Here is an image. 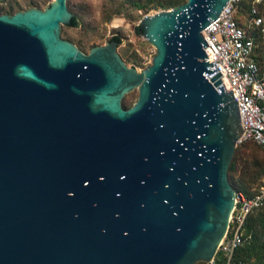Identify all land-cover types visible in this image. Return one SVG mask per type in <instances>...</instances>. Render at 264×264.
<instances>
[{"label": "water", "instance_id": "obj_1", "mask_svg": "<svg viewBox=\"0 0 264 264\" xmlns=\"http://www.w3.org/2000/svg\"><path fill=\"white\" fill-rule=\"evenodd\" d=\"M228 2L143 17L135 30L156 54L141 71L117 40L85 53L63 38L67 0L0 12V264L214 259L238 140L254 129L205 52Z\"/></svg>", "mask_w": 264, "mask_h": 264}, {"label": "built area", "instance_id": "obj_2", "mask_svg": "<svg viewBox=\"0 0 264 264\" xmlns=\"http://www.w3.org/2000/svg\"><path fill=\"white\" fill-rule=\"evenodd\" d=\"M243 0H229L219 17L203 31L209 63L223 75L226 91L238 101L243 128L238 144L254 142L264 149V0H253L246 21L237 15ZM258 129V130H257ZM264 208V177L252 195L236 190L227 233L209 264H234L236 251L249 241L247 221ZM244 264V263H241Z\"/></svg>", "mask_w": 264, "mask_h": 264}, {"label": "rangeland", "instance_id": "obj_3", "mask_svg": "<svg viewBox=\"0 0 264 264\" xmlns=\"http://www.w3.org/2000/svg\"><path fill=\"white\" fill-rule=\"evenodd\" d=\"M52 1L0 0V12L12 14L33 6L44 9ZM170 1L186 2V0H67L68 8L73 13L76 24H73L72 20L71 24L63 25L61 35L75 43L85 53H89L93 47L106 44L113 34H119L121 42L118 52L127 65L141 71L152 63L156 48L135 29L140 25L143 17L174 7L165 4ZM33 2L37 5L30 6ZM138 97V89L131 91L123 99L124 106L126 108L133 106ZM235 156L238 159L239 172L247 164H256L255 185H258L264 173V170L262 171L264 149L255 143L238 144ZM260 217H262L261 214L257 215L255 220ZM256 227V229L247 228L249 241L253 240L256 232L262 233V241H264V223H257Z\"/></svg>", "mask_w": 264, "mask_h": 264}, {"label": "trees", "instance_id": "obj_4", "mask_svg": "<svg viewBox=\"0 0 264 264\" xmlns=\"http://www.w3.org/2000/svg\"><path fill=\"white\" fill-rule=\"evenodd\" d=\"M253 0H243L242 2V8L240 12L237 15V19L240 23H243L246 21L247 12L250 10V7L252 6ZM165 4L176 6L181 4L180 2H166ZM37 5V3L33 2L30 3V6ZM262 8H264V3L261 5ZM13 10V9H11ZM73 24H76L75 18H73ZM142 32L141 30H139ZM118 42L120 43L121 40L119 38H116ZM254 143V142H249ZM256 144V143H255ZM258 145V144H257ZM260 146V145H259ZM256 164H247L246 167L239 172V163L238 159L235 156L230 170H229V179L232 185L236 188V190H242L248 195H252L256 190H258L262 184V179L258 183V185H255V176H256ZM264 169H262L263 171ZM233 173L235 175H233ZM262 215L258 220H255V217L257 215ZM257 223H264V208L255 210L249 217L247 221V228L249 229H256ZM262 233H255V236L252 241L247 242L243 246L239 247L236 251L235 258H234V264H264V241H262ZM205 263V262H200ZM208 264V263H206Z\"/></svg>", "mask_w": 264, "mask_h": 264}, {"label": "flooded vegetation", "instance_id": "obj_5", "mask_svg": "<svg viewBox=\"0 0 264 264\" xmlns=\"http://www.w3.org/2000/svg\"><path fill=\"white\" fill-rule=\"evenodd\" d=\"M138 30H140V28H138ZM116 38H119V39L121 40V37H120L119 34H113V35L109 38V40H108L107 42H109V41H113V40H117ZM117 41H118V40H117Z\"/></svg>", "mask_w": 264, "mask_h": 264}]
</instances>
